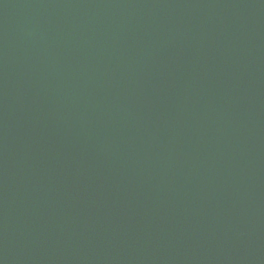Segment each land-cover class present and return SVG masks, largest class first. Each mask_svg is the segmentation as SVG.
Wrapping results in <instances>:
<instances>
[{
  "label": "water",
  "instance_id": "1",
  "mask_svg": "<svg viewBox=\"0 0 264 264\" xmlns=\"http://www.w3.org/2000/svg\"><path fill=\"white\" fill-rule=\"evenodd\" d=\"M0 264H264V0H0Z\"/></svg>",
  "mask_w": 264,
  "mask_h": 264
}]
</instances>
